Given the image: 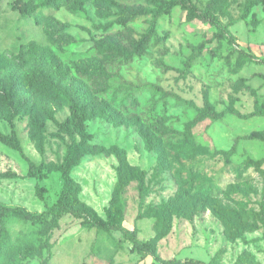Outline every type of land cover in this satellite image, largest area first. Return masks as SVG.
Listing matches in <instances>:
<instances>
[{
	"label": "rangeland",
	"instance_id": "1",
	"mask_svg": "<svg viewBox=\"0 0 264 264\" xmlns=\"http://www.w3.org/2000/svg\"><path fill=\"white\" fill-rule=\"evenodd\" d=\"M161 1L85 0L73 12L43 0H0V134L28 158L0 141V203L44 215L3 219L0 264H160L133 250L120 230L86 226L69 214L51 226L63 186L59 167L72 143L60 123L72 105L86 112L70 163L74 207L104 221L118 201L122 227L141 241L155 238L162 259L264 264V137H244L264 133V115L250 114L264 107V0L247 13V0H187L212 22L165 0L158 38L140 53ZM171 92L197 107L206 96L216 111L250 115L197 119L200 111ZM122 158L143 172L145 194L136 179L117 189ZM238 215L258 227L241 230Z\"/></svg>",
	"mask_w": 264,
	"mask_h": 264
},
{
	"label": "trees",
	"instance_id": "2",
	"mask_svg": "<svg viewBox=\"0 0 264 264\" xmlns=\"http://www.w3.org/2000/svg\"><path fill=\"white\" fill-rule=\"evenodd\" d=\"M85 0H43V3L45 5H49L51 7H54L55 9H59L60 7L64 6L70 11L73 12H80L83 7L82 3ZM182 3V5L185 7V9L188 12V16H199L200 18L211 20L212 17L208 15L205 11H202L190 3L187 2V0H178ZM256 0H247L245 4V13H247L250 9V7L255 4ZM169 6L168 1H161L157 4L156 7L152 8L151 10V19L149 22V25L145 31V34L143 38L140 41V47L139 51L140 53L147 54L146 53V46L150 43V41L153 38H158V34L156 32V25L158 19L167 12V8ZM33 6L29 7L28 9H21L24 12H30L33 10ZM227 28L224 27V29L220 28L219 31H217L214 35L218 38H221ZM205 46V42H201L198 46V51L202 52L203 48ZM196 53H193L189 56V60H192L196 55ZM171 96L175 97L179 102L185 103L193 108H196L200 111V114L197 119L201 115H211L214 117H219L224 115L225 113H233L241 117H246L250 114H262L264 115V107L263 106H257L256 109L250 113V114H242L239 111L233 109L232 107H227L221 111H216L210 104L208 98L204 97V102L202 107H197L193 101L182 99L180 97H177L174 93H169ZM85 119H86V112L83 107L80 105H72L70 107V114L67 117V119L60 123L61 126L71 135L72 137V143L70 147L67 150V153L64 157L63 162L60 165V170L63 178V186L61 189L60 197L57 203V206L54 209H51L49 212L51 213V226H58L59 225V219L64 214H69L73 216L74 218L80 219L81 222L90 227H96L103 230H111V229H117L122 232V235L131 243L132 249L137 251L138 253L143 254H150L152 255L160 264H208L204 263L199 260L194 259H162L159 255H157L154 251V240L155 238L149 239L147 241H141L137 238L134 231L126 230L122 227L121 221H122V215H121V206L118 201H113V204L116 206L115 215H109V217L104 220L100 221L97 219H94L90 216H88L83 211L77 209L74 207L73 199L74 194L76 191V182L73 179V177L70 174V163L72 160V157H74L76 149L78 144L76 143L74 137L79 136L83 137L85 135ZM248 139H254V138H263L264 133L262 132H252L248 135L244 136ZM0 141L17 149L22 156H24L26 159H28L24 153L22 152L21 147L19 144L15 141L13 137H8L0 134ZM236 150L235 143L232 144L231 148L226 151V158L228 159V156L234 153ZM248 164H254L256 167L259 166L261 160H248ZM38 167L34 164V162L29 160V172L32 175H35L37 173ZM117 173H118V181H117V189L119 191H122L125 186L128 184L129 181L136 179L139 183L141 194H145L147 192V188L143 184V172L140 169H137L136 167L130 166L125 158H122L120 160V164L117 167ZM218 215L221 217V219L225 222L226 226H232L233 223L230 221V218L228 215L223 214L222 212L217 211ZM9 215H14L17 218L21 220H27L31 222H36L39 219H41L44 215L42 214H36L31 213L27 211L25 208L20 206H8L0 203V253L4 249V239L1 237L2 235V221L4 218L8 217ZM238 226L241 227V230L243 231H253L258 227L257 223H249L247 220L243 219L240 215H238ZM259 222L261 224H264V202L261 203V211L259 214Z\"/></svg>",
	"mask_w": 264,
	"mask_h": 264
}]
</instances>
